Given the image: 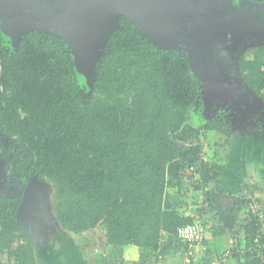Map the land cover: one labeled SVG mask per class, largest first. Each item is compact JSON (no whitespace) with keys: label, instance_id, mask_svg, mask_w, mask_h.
<instances>
[{"label":"trees","instance_id":"trees-1","mask_svg":"<svg viewBox=\"0 0 264 264\" xmlns=\"http://www.w3.org/2000/svg\"><path fill=\"white\" fill-rule=\"evenodd\" d=\"M100 52L89 82L61 39L28 33L13 48L0 31V149L6 145L14 177L22 185L30 178L50 182L63 230L101 226L106 245L137 247L140 264L161 261L162 233L183 245L184 258L190 248L181 228L199 221L204 240L206 222L220 227L225 218L231 225L244 209L234 239L241 237L235 242L247 252L243 261L235 256L237 264H264V251L258 258L253 249L260 225L245 217L250 187H240V209L222 214L214 184L224 165L217 152L206 159L202 144L178 146L172 139L189 121V109L203 104L185 51L158 48L121 20ZM244 54L250 59L239 57V74L264 103V47ZM227 125L216 114L202 126L204 141L230 139ZM185 180L201 193L190 204L182 200ZM20 204L0 195V253L7 251L13 264H35L31 242L11 246L25 239L16 224ZM189 205L194 209L186 212Z\"/></svg>","mask_w":264,"mask_h":264},{"label":"water","instance_id":"water-1","mask_svg":"<svg viewBox=\"0 0 264 264\" xmlns=\"http://www.w3.org/2000/svg\"><path fill=\"white\" fill-rule=\"evenodd\" d=\"M69 1L70 5L61 1L51 4L48 0H0L1 34L11 42L13 48L27 33H44L61 39L74 59L76 71L90 82L92 69L101 54L100 49L113 31L116 20L123 17L154 46L185 51L206 110L214 104L231 105L235 89L241 88L240 85H232L230 75L212 62L217 50L208 45L206 33L220 26L224 37L229 35L231 44L235 46L240 45L248 35L257 40L254 42L257 46L264 39V36H260L264 35V19L257 20L242 14L241 18L236 19L238 23H231L232 19L225 18V23L210 28L212 20L203 18L201 23V9L198 12L194 10V1L186 2L187 5L183 7L179 5V11L171 4L176 0H80V4L76 0ZM203 8L211 10L207 3L203 4ZM261 8L263 12L264 7ZM216 12L220 13L219 10ZM229 49L225 47V51ZM224 68L230 69L227 66ZM234 105V109L240 107L236 103ZM260 105L263 108L262 102ZM256 107L251 101L250 111L253 112ZM174 143L184 146L181 142ZM3 166L4 161L0 159V171ZM2 188L0 176V194Z\"/></svg>","mask_w":264,"mask_h":264},{"label":"crops","instance_id":"crops-1","mask_svg":"<svg viewBox=\"0 0 264 264\" xmlns=\"http://www.w3.org/2000/svg\"><path fill=\"white\" fill-rule=\"evenodd\" d=\"M261 40L262 43H259L261 45L257 47H264V39ZM243 131V134H234L230 142L231 150L221 161L224 166L214 184L219 195H224H218L222 214L235 208L240 209L238 204L243 199L240 187L244 188L243 185L250 187L251 191L247 196L258 202L264 212V123H256ZM235 137L236 142H234ZM188 208L194 209L193 206ZM243 210H238L236 219L231 225H227L225 218L220 227H214L211 221L206 222V235L202 250L197 254L198 261L200 259L202 261V258L205 261L218 257L231 244L243 247L242 243L237 246L235 242H239L241 237L234 239L241 234L235 224H239L243 218ZM63 233L56 237L55 252L49 249L42 256L43 260L41 259L39 264H140L137 247L106 245L103 233L99 234L95 229L80 234L63 235ZM183 250V245L175 237L162 233L159 248L161 261L157 264H182ZM35 262L37 264V261ZM237 262L239 260L234 257L228 258L223 264H237Z\"/></svg>","mask_w":264,"mask_h":264},{"label":"rangeland","instance_id":"rangeland-1","mask_svg":"<svg viewBox=\"0 0 264 264\" xmlns=\"http://www.w3.org/2000/svg\"><path fill=\"white\" fill-rule=\"evenodd\" d=\"M222 3H225V0H223ZM216 16L235 19L237 17L241 18L242 13L240 12L238 15V13L236 12L232 13L230 11L229 12L223 11L220 14V16L219 15ZM22 38L20 39V41L22 40ZM246 38L250 39V47L254 48L255 46H257L254 45V42H256L257 40L255 41V39L252 36L248 35ZM238 49H239L238 52L242 51V48H238ZM245 59H250V56L245 55ZM235 65L236 64H234L231 60L230 63L229 64L227 63L226 66L229 67L231 71H233L237 69ZM232 76L237 77V75H232ZM235 77L234 79L236 80ZM237 80L240 83V87H241L239 92V94L241 93V96L238 98L240 99L241 102L239 104L240 107H238L237 109H233V113L237 112L238 116L242 119H244L243 117L244 114H250L249 117L250 121H248L247 119L246 121L238 120L239 123L238 126L237 124H234L235 118L233 115L232 119L228 121L229 124L227 125L229 127L230 139H226L225 137L222 138L221 136H216L214 139H210L209 142L204 141L203 130H202L203 124L211 120L216 114H219V109L221 105L225 107L228 104H224V103H221L219 105L214 104V107H211V109H207V110H206L207 106L204 107V104H202V107H200V109H196L195 107H191L189 109L188 112L189 121L187 122V124L184 126V128L181 130L180 133L172 136L173 141L181 142L186 146L202 144L204 146L203 152H204V157L206 159H211L215 155V152H217L216 159L222 161L225 159L226 155L228 154V152L231 150L232 147L230 146L232 144L230 145L226 144L225 140L226 141L229 140L230 143L231 140L234 138V134H243L244 129L245 130L249 129L252 126H254L256 123H261V124L264 123L263 122L264 106L263 108H261L260 105L262 100L259 98V96L255 95L252 90H249L246 87V85L242 86L240 79ZM246 90H248V92H245ZM251 101H253L254 105L258 106V108L256 107V109L253 112L250 111ZM231 106L234 108L235 105H231ZM211 136H213V134ZM215 141L221 143L222 146L216 147V145L214 144ZM234 142H236V137L234 139ZM188 185L189 183L186 181L182 186L183 188L189 189L187 195L183 194L182 200L190 204L192 203L193 200L200 198L201 193L199 190L195 191L192 188L190 189ZM23 188L24 185L22 186L21 191L23 190ZM26 189H28L26 190V197L24 198L23 194H21L22 205L19 208V211L21 213L16 212L17 214L16 224L20 228V232L22 235H24L25 239L22 237L15 238L11 246L12 249H14L18 244L24 243L25 240L31 242L34 248L35 261H37V264H39L40 263L39 261L41 259L43 260L42 256L46 254V252H48L49 249L52 252H55V244H56L55 240L57 235L59 236V234L62 232H64L63 235H71L72 233L66 230L61 231V227L58 225L53 215V211H52L53 187L50 182L46 180H32L31 184ZM170 192H172V190ZM189 210L190 209L188 208L185 211L187 212ZM95 230L99 232V234L102 233L104 234V230L101 226H97ZM17 234L18 233H16L15 235ZM0 260L6 264L14 263L13 259H8L7 251H3L0 253Z\"/></svg>","mask_w":264,"mask_h":264},{"label":"flooded vegetation","instance_id":"flooded-vegetation-1","mask_svg":"<svg viewBox=\"0 0 264 264\" xmlns=\"http://www.w3.org/2000/svg\"><path fill=\"white\" fill-rule=\"evenodd\" d=\"M48 1L51 4H54V2H57V1H59V2L61 1L62 4L70 5L69 0H48ZM76 1L79 2V4H80V0H76ZM193 1L195 2V5H196L194 10H196L198 12L201 9V12H200L201 17H202V18L200 17L201 23H203L204 19L210 20V21L212 20L210 28H213L216 25L218 26V25H220V23H225L224 20H227V19H225L223 17H217L216 16V15L220 16L222 11H228V12L230 11L232 13L236 12V13H238V15L241 12L242 14H244V16H249L250 18H254L257 20L258 19H264V13H263L264 11L262 12L259 10V9L263 10L261 8V6L264 7V0H225V3H222L223 0H176V2L171 3V4H173L174 8H177V10L179 11V9H180L179 5L180 6L182 5V7H183V6L187 5L186 2L192 3ZM204 3H207L212 11L211 10L208 11L205 8H203ZM173 5L169 6V9ZM217 10H219L220 13H217L216 12ZM188 12H189V10H188ZM237 18L239 19V17H237ZM237 18L232 19L231 23H238V20H236ZM121 20L126 21L123 17L118 18L116 20V22L114 23L113 31L120 26ZM217 20H218V22H216ZM222 31H223L222 27L219 26L214 31L207 32L206 36H205L207 39H209L207 41L208 45H211L212 48L216 47V50H217V52L215 54H213V56H212V58H213L212 62L214 64H216V66H218V65L221 66L225 70V72H227L230 75V81L232 82V85H235L236 87L238 85H240V83L237 80V79H240L242 86H244L246 84H245L243 78L240 76L238 68L236 70H233L230 72L229 71L230 69L228 70L224 67L227 65V63L228 64L230 63V60H232V62L234 64H236L235 67H238L239 57L245 56V55L248 56L249 53L248 54H244V53L246 51H250V49H252V47H250V39L244 38V40L241 41L242 43H240V45H238L239 46L238 47V46L232 45L230 36L228 35L227 37H224L225 35L223 34ZM262 32H264V30ZM212 39H216V40L214 41ZM246 41H248V42H246ZM225 47L227 49L228 48H231V49H229L228 51H225ZM238 48H242V51L238 52L239 51ZM246 48H248V49H246ZM232 50H235V52L233 53ZM232 75H237V77L232 76ZM234 77L236 78V80L234 79ZM239 92H240V90L238 88H236L234 91V95L232 96V103L233 104L231 103V105H234L236 103V104H238V106H240L239 104L241 101L238 98L241 96V93L239 94ZM227 104L228 105H226L225 107H223L221 105L220 109H219V114H221L222 118L224 119V121L226 123H228V121H230V119H232L233 115H234L235 122H236V123L234 122V124H237L238 126H239L238 120L239 121H246V119H247L248 121H250V119H249L250 114H244V116H243L244 119H242L238 116L237 112L233 113L234 108L231 105H229L230 103H227ZM211 107H214V105H212ZM6 151H7L6 145L2 146V149H0V159H2L4 161V166H3L2 171H0L1 181L3 182V188L1 190L0 195H3V196L8 197V198H19V200L21 202V194H23V196H24V194L26 193V190H27L26 188L31 184L33 178H30L28 180V182L24 185L23 190L21 191V188L23 185L21 184V181L18 178L14 177V173H12L13 171H12L11 164H10L11 159H9L7 156H5ZM8 195H11V196H8ZM21 205L22 204H20L18 206L16 212L21 213L19 211V208L21 207Z\"/></svg>","mask_w":264,"mask_h":264},{"label":"built area","instance_id":"built-area-1","mask_svg":"<svg viewBox=\"0 0 264 264\" xmlns=\"http://www.w3.org/2000/svg\"><path fill=\"white\" fill-rule=\"evenodd\" d=\"M192 181L193 179L190 180V182ZM250 216L256 218V222L260 225L256 231L253 249H255L257 257L261 258L264 251V212L261 205L254 200L249 201L246 207L245 217L248 221L250 220ZM201 225L202 224L199 221H195L193 224L179 230V237L184 242H187L190 248V250L184 255L182 264H223L228 258L241 256L247 252V249L244 250L228 245L218 257L205 260L204 262L198 261L197 254L202 250V242L204 241Z\"/></svg>","mask_w":264,"mask_h":264},{"label":"clouds","instance_id":"clouds-1","mask_svg":"<svg viewBox=\"0 0 264 264\" xmlns=\"http://www.w3.org/2000/svg\"><path fill=\"white\" fill-rule=\"evenodd\" d=\"M27 34H28V33H27ZM234 257H235V256H234ZM238 257H240V259H243L242 256H238Z\"/></svg>","mask_w":264,"mask_h":264}]
</instances>
